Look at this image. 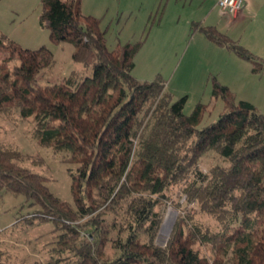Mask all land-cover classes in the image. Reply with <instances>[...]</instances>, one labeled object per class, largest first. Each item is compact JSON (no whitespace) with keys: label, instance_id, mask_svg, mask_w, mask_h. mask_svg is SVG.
Returning <instances> with one entry per match:
<instances>
[{"label":"trees","instance_id":"1","mask_svg":"<svg viewBox=\"0 0 264 264\" xmlns=\"http://www.w3.org/2000/svg\"><path fill=\"white\" fill-rule=\"evenodd\" d=\"M81 5L42 0L40 24L55 44L73 45V59L90 67L91 76L49 77L50 49H24L0 34L7 55L0 62V113L16 109L32 119L38 145L68 152L67 161L78 165L73 207L50 191L46 177L20 164L29 156L0 144V194L23 196L37 207L20 220L29 228L52 222L60 233L49 264H264V114L214 79L212 95L226 110L199 129L208 105L187 115V96L173 101L160 77L135 78L141 43L110 50L101 20L83 15ZM199 29L263 74V60L248 49L216 27ZM209 152L225 165L206 173L200 162ZM177 186L186 206L173 204L180 214L160 246L163 208ZM193 204L218 231L195 222ZM201 245L212 254L201 256Z\"/></svg>","mask_w":264,"mask_h":264},{"label":"rangeland","instance_id":"2","mask_svg":"<svg viewBox=\"0 0 264 264\" xmlns=\"http://www.w3.org/2000/svg\"><path fill=\"white\" fill-rule=\"evenodd\" d=\"M217 0H82V14L101 20L106 31L110 50L127 43H141L135 56L133 75L139 81L152 82L160 77L173 101L187 96L185 114L192 113L197 104L208 105V111L199 125L204 129L225 113V103L212 95L213 81L227 86L237 101H247L264 114V72L253 73V63L239 56L227 45H219L208 39L200 27H214L230 41L264 62V15L251 12L234 19L233 15L215 8ZM219 6V4H218ZM42 0H0V34L24 49L37 50L47 47L55 58L53 67L47 70L49 77L64 78L72 73L91 76L92 69L76 62L73 45L55 44L50 31L40 24ZM0 52V62L6 57ZM47 81V80H46ZM43 81V83H46ZM53 80L52 83H60ZM34 122L24 120L18 110L0 113V144L17 149L29 158L20 161L34 173L47 178L50 191L61 200L75 206L72 195V175L78 165L67 161L69 153H56L52 148L38 145L33 137ZM39 158L43 164H35ZM225 161L215 152L206 154L200 168L204 172ZM163 208L164 219L170 211L180 210L173 204L185 207L181 187H174ZM195 222L203 228L219 230L210 216L200 213L198 206H191ZM37 210L30 207L23 196L0 194V263L1 264H49L60 233L54 231L52 222L36 223L29 228L23 221ZM19 221V223H18ZM176 222V221H175ZM166 224V223H165ZM157 244L165 246L168 233L161 232ZM111 249H108L110 253ZM200 255L210 256L211 248L201 245Z\"/></svg>","mask_w":264,"mask_h":264},{"label":"crops","instance_id":"3","mask_svg":"<svg viewBox=\"0 0 264 264\" xmlns=\"http://www.w3.org/2000/svg\"><path fill=\"white\" fill-rule=\"evenodd\" d=\"M218 3H219V0H217L216 4L214 6V10H215V8L219 7ZM217 9H219V8H217ZM251 12H255V14L257 13L256 14L257 17H258L259 13H262L264 15V0H244L243 9L241 10V12H239V14H237L233 17H234V19L241 18V17H244L246 14H250ZM214 27H216L219 30H222V29H220V24H217Z\"/></svg>","mask_w":264,"mask_h":264},{"label":"built area","instance_id":"4","mask_svg":"<svg viewBox=\"0 0 264 264\" xmlns=\"http://www.w3.org/2000/svg\"><path fill=\"white\" fill-rule=\"evenodd\" d=\"M218 4L223 13L235 16L243 9L244 0H219Z\"/></svg>","mask_w":264,"mask_h":264},{"label":"bare ground","instance_id":"5","mask_svg":"<svg viewBox=\"0 0 264 264\" xmlns=\"http://www.w3.org/2000/svg\"><path fill=\"white\" fill-rule=\"evenodd\" d=\"M175 217H176V213L174 215V212L170 211L169 214H168V217H166V221H165L166 224H165V227H164V233H168V229L170 228L171 223L173 222Z\"/></svg>","mask_w":264,"mask_h":264},{"label":"water","instance_id":"6","mask_svg":"<svg viewBox=\"0 0 264 264\" xmlns=\"http://www.w3.org/2000/svg\"><path fill=\"white\" fill-rule=\"evenodd\" d=\"M176 217H177V212H176ZM176 217H175V219L173 220V222L171 223L170 228L168 229V235H167L168 238L170 237V234H171V232H172V230H173V227H174V225H175ZM165 221H166V218H165ZM165 221H164V224H163V226H162V228H161V232L163 231V229H164V227H165Z\"/></svg>","mask_w":264,"mask_h":264}]
</instances>
